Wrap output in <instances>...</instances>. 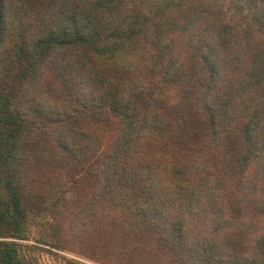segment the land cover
I'll return each mask as SVG.
<instances>
[{
    "label": "trees",
    "instance_id": "trees-1",
    "mask_svg": "<svg viewBox=\"0 0 264 264\" xmlns=\"http://www.w3.org/2000/svg\"><path fill=\"white\" fill-rule=\"evenodd\" d=\"M30 238L264 264V0H0V264Z\"/></svg>",
    "mask_w": 264,
    "mask_h": 264
},
{
    "label": "rangeland",
    "instance_id": "rangeland-1",
    "mask_svg": "<svg viewBox=\"0 0 264 264\" xmlns=\"http://www.w3.org/2000/svg\"><path fill=\"white\" fill-rule=\"evenodd\" d=\"M22 243L29 250V256L36 264H64L63 258L73 259L84 264H97L85 256L89 250L85 246H68L70 248L67 250H58L39 244L33 238L23 240Z\"/></svg>",
    "mask_w": 264,
    "mask_h": 264
}]
</instances>
